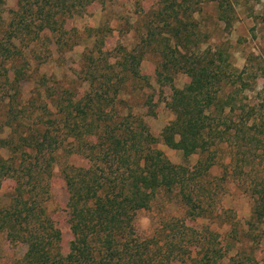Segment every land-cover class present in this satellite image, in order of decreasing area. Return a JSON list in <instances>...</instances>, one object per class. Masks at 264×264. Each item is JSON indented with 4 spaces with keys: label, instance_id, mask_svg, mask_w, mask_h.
Instances as JSON below:
<instances>
[{
    "label": "rangeland",
    "instance_id": "rangeland-1",
    "mask_svg": "<svg viewBox=\"0 0 264 264\" xmlns=\"http://www.w3.org/2000/svg\"><path fill=\"white\" fill-rule=\"evenodd\" d=\"M225 2L221 12L214 0H187L189 9L182 13L176 6L174 12L163 11L165 0H65L61 7L70 13L54 33L38 30L29 17L14 16L17 0H0V216L9 208L23 210L16 190L21 182L25 197L32 195L24 208L59 230L60 252L70 256L76 239L69 225L66 174L71 167L92 165L85 142L94 143L105 124L110 130L133 128L149 133L150 147L188 169L183 190L200 212L188 214L179 186L159 189L149 207L136 212L138 238L171 229L168 239L179 252L196 244L189 256L171 264H201L202 256L219 264H264V218L252 214L264 178V137L260 122L249 127L252 120H246L255 114L264 118L259 108L264 105V0ZM176 10L182 53H222L213 65L223 80L210 119L218 134L207 136L203 155L185 157L162 139L175 117L168 106L172 87L183 88L190 80L171 61L179 56H163L175 43L163 17ZM128 52L139 58L146 79L127 70ZM206 154L214 163L204 171L200 161ZM18 218L20 231L26 223L27 233L40 231L37 219L24 221V210ZM173 220L178 222L168 224ZM213 248L225 253L221 260ZM26 249L24 238L0 228V264H15Z\"/></svg>",
    "mask_w": 264,
    "mask_h": 264
},
{
    "label": "trees",
    "instance_id": "trees-1",
    "mask_svg": "<svg viewBox=\"0 0 264 264\" xmlns=\"http://www.w3.org/2000/svg\"><path fill=\"white\" fill-rule=\"evenodd\" d=\"M90 1L85 0V3ZM214 1L221 12L225 11V0ZM186 2L187 0H165L163 11L169 9L174 12L176 6L185 13L189 9L186 8L189 7ZM64 4L65 0H17V9L12 10V13L21 20L29 17V23H36L38 30L47 28L57 33L65 22L64 15L70 13L68 9L61 7ZM163 21L168 27L169 36L175 39L172 53L163 52V56H179L175 60L172 57L171 61L173 65L181 66L190 80L183 88L172 87L168 106L175 117L163 132L162 139L169 147L182 151L185 157L193 153L203 155L208 151L207 139L217 138L218 134V131L211 127L210 119L213 118L211 107L218 105V92L223 80V72L213 65L215 59L222 57V53L217 52L205 57L196 53H191L192 56L182 53L179 48L180 43L182 45V19L178 11L164 16ZM12 38L14 36L9 37L10 40ZM10 56L6 55L8 58ZM126 61L129 63L127 70L132 76L146 79L140 75L139 58L136 55L128 52ZM164 63L167 66V62ZM16 79H19V76H16ZM259 108L264 109V105ZM260 116L261 114H255L251 119L248 115L246 120H252L249 127L257 126L260 122L258 133L264 137V118ZM108 125H104L94 143L85 142L87 149L94 156L92 165L71 167L70 172L66 174L69 225L76 239L74 252L70 256L60 252L59 230L40 222L34 209L24 208L32 200V195L25 197V187L18 181L17 199L24 210V221L37 219L34 221H37L40 231L27 233L30 228L28 223L23 232L19 230L22 224L18 217L23 210L9 208L0 216L1 229H7L12 235L22 237L27 242L24 255L15 264H171L176 259H183L184 255L189 256L196 244L183 246V252H179L172 243L173 239H168L171 229L160 236L139 239L133 223L137 210L148 208L157 190H168L173 186L182 189L181 198L188 206V214H199L200 212H194L199 206L193 202L192 194L183 190L185 181L190 177L188 169L172 163L161 150L150 147L149 143L153 142V138L149 133L137 132L133 128L110 130ZM227 131L223 130L224 133ZM144 143L148 146H144ZM213 159L208 154L201 159L204 171L214 163ZM255 193L257 196L252 214L256 220H261L264 218V178ZM39 209L38 215L43 213L40 206ZM177 222L173 220L168 224ZM182 225L185 230L194 233L192 228ZM210 252L219 260L225 254L216 248L210 249ZM198 262L220 263L216 259H208L207 256H202Z\"/></svg>",
    "mask_w": 264,
    "mask_h": 264
}]
</instances>
